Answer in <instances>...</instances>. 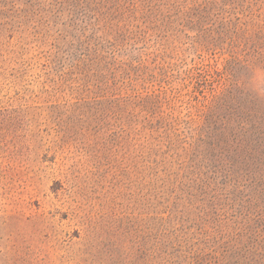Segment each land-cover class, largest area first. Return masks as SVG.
Wrapping results in <instances>:
<instances>
[{"label": "rangeland", "instance_id": "obj_1", "mask_svg": "<svg viewBox=\"0 0 264 264\" xmlns=\"http://www.w3.org/2000/svg\"><path fill=\"white\" fill-rule=\"evenodd\" d=\"M225 57L264 114V0H0V264H264V158L201 127Z\"/></svg>", "mask_w": 264, "mask_h": 264}, {"label": "trees", "instance_id": "obj_2", "mask_svg": "<svg viewBox=\"0 0 264 264\" xmlns=\"http://www.w3.org/2000/svg\"><path fill=\"white\" fill-rule=\"evenodd\" d=\"M130 10L132 9H121L120 12L127 13ZM236 63L235 57H225L222 64L217 61L213 63L218 82L210 83L208 87L212 94L205 104L204 123L201 126L217 133L212 143L213 152L216 153V157L227 163L231 161L223 157L230 153L238 156L244 154L250 160L262 156L264 158V114L254 111L252 106L244 104V100H239L237 92H242L243 88L242 80L234 71ZM207 79L205 80L208 82ZM203 88L206 87H199V91H204ZM169 117L168 119L163 117V120H167V123L173 126L182 122L178 117L172 115ZM163 120L159 127L164 128Z\"/></svg>", "mask_w": 264, "mask_h": 264}]
</instances>
